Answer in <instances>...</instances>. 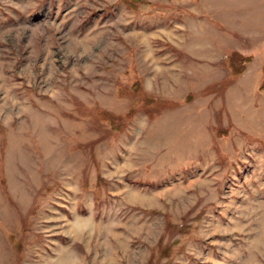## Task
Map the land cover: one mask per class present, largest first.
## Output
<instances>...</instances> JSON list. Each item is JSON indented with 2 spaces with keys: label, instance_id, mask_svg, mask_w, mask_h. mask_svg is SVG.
<instances>
[{
  "label": "rangeland",
  "instance_id": "374dc122",
  "mask_svg": "<svg viewBox=\"0 0 264 264\" xmlns=\"http://www.w3.org/2000/svg\"><path fill=\"white\" fill-rule=\"evenodd\" d=\"M0 264H264V0H0Z\"/></svg>",
  "mask_w": 264,
  "mask_h": 264
}]
</instances>
